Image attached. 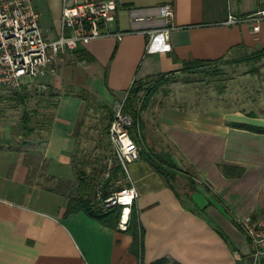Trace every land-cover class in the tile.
Returning a JSON list of instances; mask_svg holds the SVG:
<instances>
[{"label": "crops", "instance_id": "obj_1", "mask_svg": "<svg viewBox=\"0 0 264 264\" xmlns=\"http://www.w3.org/2000/svg\"><path fill=\"white\" fill-rule=\"evenodd\" d=\"M34 3L45 36L57 39L62 0ZM117 4L110 29L124 32L122 39L103 37L61 53L53 71L39 81V88L45 86L55 99L41 154L49 184L29 181L16 152L0 145V264H251L238 223L247 216L264 217V115L158 106L156 128L166 154L177 168L193 174L198 185L189 194L191 203H184L141 150L129 166L139 193L135 208L143 233L141 261L132 252V235L83 211L68 214L69 198L51 185L58 180L74 184L78 127L89 99L120 103L135 81L264 49V20L227 22L230 15L249 17L264 10V0ZM166 4L174 7L176 29L169 41L161 35L150 39V31L165 26L160 8Z\"/></svg>", "mask_w": 264, "mask_h": 264}, {"label": "rangeland", "instance_id": "obj_2", "mask_svg": "<svg viewBox=\"0 0 264 264\" xmlns=\"http://www.w3.org/2000/svg\"><path fill=\"white\" fill-rule=\"evenodd\" d=\"M247 57L252 56L234 55L213 64L186 65L179 73L149 81L138 94L137 101L139 120L143 124L142 130L137 127L140 150L167 153L156 128L155 112L160 105L218 111L245 110L264 115V56L252 60ZM38 82L29 81L18 91L0 87V145L16 152L20 169L27 172L29 181L45 186L50 178L44 174L41 154L53 118L55 99L48 90L39 88ZM147 96V104L143 107ZM120 103L110 104L97 97L91 98L80 118L74 168L95 172L98 183L111 181L104 177L107 160H116L108 142V131L114 110ZM24 115L28 117L27 123L23 121ZM184 172L186 174L180 176L176 187L190 193L198 182L193 174ZM112 181L109 191L116 188ZM95 190L92 203L103 211L95 199Z\"/></svg>", "mask_w": 264, "mask_h": 264}, {"label": "built area", "instance_id": "obj_3", "mask_svg": "<svg viewBox=\"0 0 264 264\" xmlns=\"http://www.w3.org/2000/svg\"><path fill=\"white\" fill-rule=\"evenodd\" d=\"M160 9L165 26L150 31L149 37L161 35L169 41L171 31L176 29L174 7L166 4ZM117 11V0H62L61 34L50 40L40 26L34 0H0V87L18 91L29 81L44 79L53 71L52 66L61 53L103 37L122 39L124 32L110 29V24L117 19ZM263 20L264 10H261L249 17L230 15L227 22L260 23ZM254 30H259L258 24ZM40 88L46 89L45 86ZM124 100L114 110L108 131V142L116 160L109 158L104 172L105 179L114 180L116 188L109 191L103 183L99 184L95 199L104 212L122 207L119 228L126 231L131 208L139 197L132 184L129 166L140 158L141 150L130 133L134 119L124 111ZM125 211H128L126 219ZM238 225L250 247L251 264H264V217L247 216L240 219Z\"/></svg>", "mask_w": 264, "mask_h": 264}, {"label": "trees", "instance_id": "obj_4", "mask_svg": "<svg viewBox=\"0 0 264 264\" xmlns=\"http://www.w3.org/2000/svg\"><path fill=\"white\" fill-rule=\"evenodd\" d=\"M252 57H247V60H252L254 58L260 59L264 56V49L258 52H254L250 54ZM159 78V77H158ZM157 79V77L148 80H139L135 81L131 88L129 89L126 98L124 100V111L132 115L134 119V125L130 128V133L133 139L138 143L139 136L137 133V127L141 130L143 129V124L139 120L138 110H137V101L139 99L138 94L144 89V86L152 80ZM147 99L144 101L143 107L146 106ZM23 121L25 123L28 122V117L24 115ZM31 132V131H30ZM142 156L145 158L154 168V170L164 178L168 186H170L178 195V197L185 203L190 202L189 194L193 191L190 190V193L182 190L179 191L176 187V183L179 180L180 176L185 175L186 173L177 168L174 162L171 160L168 154H157L155 151L151 150L149 152L142 151ZM75 158V156H74ZM242 170L239 169V173ZM75 179L77 181V186L73 187V183L71 181L66 180H58L54 190L61 192L63 195L69 198L67 213H77L80 211L85 212L90 217L96 219L101 224L117 229L120 223V217L122 213V207H113L109 211L104 212L98 209L95 205H93L91 197L93 190L98 186V184L103 183L105 189L110 187L111 181H102L98 183L97 176L95 172H86L84 170L78 171L75 169ZM98 184H97V183ZM64 189V190H63ZM184 199H183V198ZM133 237L132 244V252L135 253L140 261L142 258V230L138 221V215L135 208V203L133 204L130 215L129 222L126 229ZM165 260L158 261L154 264H166Z\"/></svg>", "mask_w": 264, "mask_h": 264}, {"label": "bare ground", "instance_id": "obj_5", "mask_svg": "<svg viewBox=\"0 0 264 264\" xmlns=\"http://www.w3.org/2000/svg\"><path fill=\"white\" fill-rule=\"evenodd\" d=\"M127 214H128V211H125V216H124L125 219H126V217H127Z\"/></svg>", "mask_w": 264, "mask_h": 264}]
</instances>
